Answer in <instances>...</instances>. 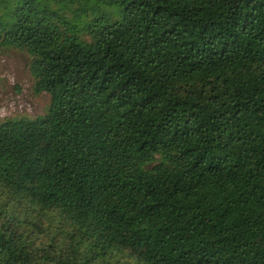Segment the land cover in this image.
<instances>
[{
    "label": "trees",
    "instance_id": "obj_1",
    "mask_svg": "<svg viewBox=\"0 0 264 264\" xmlns=\"http://www.w3.org/2000/svg\"><path fill=\"white\" fill-rule=\"evenodd\" d=\"M0 9L50 96L0 124V264H264V0Z\"/></svg>",
    "mask_w": 264,
    "mask_h": 264
},
{
    "label": "rangeland",
    "instance_id": "obj_2",
    "mask_svg": "<svg viewBox=\"0 0 264 264\" xmlns=\"http://www.w3.org/2000/svg\"><path fill=\"white\" fill-rule=\"evenodd\" d=\"M78 8V4L71 5L64 9L65 15L72 18ZM31 61L24 50L0 46V124L7 120H35L47 113L50 96L35 92Z\"/></svg>",
    "mask_w": 264,
    "mask_h": 264
}]
</instances>
